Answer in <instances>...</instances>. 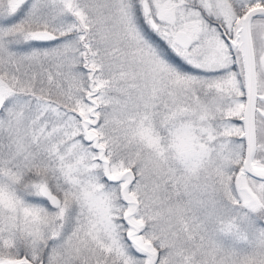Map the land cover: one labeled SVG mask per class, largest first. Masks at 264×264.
<instances>
[{
	"label": "snow or ice",
	"instance_id": "snow-or-ice-1",
	"mask_svg": "<svg viewBox=\"0 0 264 264\" xmlns=\"http://www.w3.org/2000/svg\"><path fill=\"white\" fill-rule=\"evenodd\" d=\"M0 264H264V0H0Z\"/></svg>",
	"mask_w": 264,
	"mask_h": 264
}]
</instances>
